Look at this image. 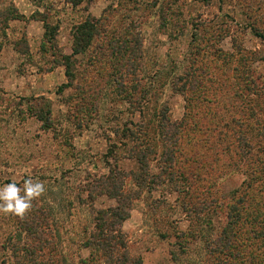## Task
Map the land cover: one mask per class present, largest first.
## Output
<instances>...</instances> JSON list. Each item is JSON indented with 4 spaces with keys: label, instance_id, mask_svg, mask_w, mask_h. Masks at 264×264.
I'll return each instance as SVG.
<instances>
[{
    "label": "rangeland",
    "instance_id": "rangeland-1",
    "mask_svg": "<svg viewBox=\"0 0 264 264\" xmlns=\"http://www.w3.org/2000/svg\"><path fill=\"white\" fill-rule=\"evenodd\" d=\"M10 1L24 18L10 23L8 39L0 38V187L15 182L22 189L27 179L43 184L36 199L47 214L39 224L47 241L39 248L34 234L19 227L20 217L25 226L32 216L0 212V264H104L101 252L84 244L95 229L93 208L116 202L105 195L90 200L87 183L113 165L126 172L138 169L134 159L115 161L112 151L125 149L111 148L107 137L114 144L124 128L137 131L129 121L137 123L141 115L112 94V85L106 87L98 112H89L78 81L69 86L65 68L52 63L58 57L41 50L43 19L59 26L58 46L70 54L75 26L104 16L112 29L141 33L144 59L138 78L149 92L145 121L168 105L170 119L184 122L173 181L144 187L129 217L119 224L129 255L143 264H254L253 256L264 260L256 240L246 241L243 259L231 255L235 250L230 254L208 248L222 229L231 195L258 162L252 148L249 152L238 139L247 132L236 122L250 116L246 123L253 131L260 126L254 115L264 123V93L258 99L245 90L250 75L258 80L254 88L264 91V37L253 32L264 35V0H85L77 6L67 0H0V5ZM22 36L29 47H19L25 52L19 54L11 44ZM100 43L96 40L89 54L106 51ZM87 57L77 56V66L82 68ZM176 78L196 87L174 91ZM33 97L50 101L53 129L45 131L27 111L22 99ZM110 128H117L119 137ZM149 133L156 152L150 171L157 175L164 166L161 142L157 131ZM125 187L137 189L130 177Z\"/></svg>",
    "mask_w": 264,
    "mask_h": 264
},
{
    "label": "trees",
    "instance_id": "trees-1",
    "mask_svg": "<svg viewBox=\"0 0 264 264\" xmlns=\"http://www.w3.org/2000/svg\"><path fill=\"white\" fill-rule=\"evenodd\" d=\"M67 1L77 6L85 0ZM23 18L24 16L18 12L13 2L10 1L4 6L0 5V38L8 39L10 23ZM107 20L106 16L91 17L77 24L72 32V52L65 54L58 46L59 26H51L45 18L42 20L45 31L41 50L44 55L49 53L50 56L58 57L59 61L54 59L52 63L56 62L65 68V76L69 80V86L78 81L76 88L81 90L82 100L89 104L86 106L89 112L92 110L98 112L99 101L104 96L106 87L112 85V94L119 95L141 115V120L137 123L129 121L131 125L137 127V131L132 130V128H124L121 130L122 138L114 144L111 136L107 137L111 148L118 149L119 146H122L125 149L124 151L119 147L122 149V152H119L121 154L112 151L115 161L134 159L138 162L139 167L137 170L126 172L113 165L107 173L88 181L87 191L90 200L94 201L98 196L105 195L115 200L116 205L99 210L93 208L95 229L88 236L84 245L87 248L94 247L97 251L99 250L104 258V264H143L141 258H134L129 255L126 239L120 231L119 224L129 217L133 201L139 198L144 187L155 189L167 180L173 181L176 175L177 149L184 122H176L170 119L168 105H164L159 111L154 112L153 119L147 120L148 123L145 121L143 107L149 104V92L141 81L143 78H138V73L143 71L142 61L144 59L141 33L133 32L128 27L123 31H118L116 28L112 29L107 25ZM253 32L255 35L264 37L263 34H259L255 30ZM20 39V41L12 42L11 45L16 52L23 54L25 52L19 47L24 45L25 48H28L29 44L25 36ZM96 40L102 41L101 45L98 46L105 47L106 51L89 54V50ZM0 44V50H2L4 45ZM87 53L88 57L82 64V68L81 66L78 67L76 57ZM248 77L252 80L245 83V90L250 92L249 96L255 94L258 99H261L264 91L254 88L259 87L258 80L250 75ZM179 80L176 78L173 81L172 88L174 91L185 93L186 88L196 87L190 84L186 85L185 82L179 84ZM22 100L27 103L29 114L42 122L41 127L45 131L53 129L52 107L48 99L33 97ZM249 118L250 116L245 121L243 120L244 122H236L238 126L244 127L247 132H242L238 139L247 146L249 152L252 148L251 152H255L254 155L257 156L258 162H255L253 167H249L250 175L243 181L241 189L234 190L233 195H231L233 196L232 199L226 204L225 221L222 229L213 244L208 245V248L213 252L226 251L231 254L232 250H235V254L231 255L236 256V258L242 257V259L243 255L247 253V248H244L247 245L246 241L256 240L260 242V246L257 245L259 249H262L264 255V211H262V208L264 209V123L259 116L254 115V122L260 126L253 131L251 124L246 123ZM110 129L116 137H119L120 131L117 128ZM150 130L158 132V138L161 142L159 160L164 166L157 175L150 171L149 160L156 153L149 139H147ZM250 136L256 139L255 146L257 148L251 145L253 137L251 139ZM155 140L153 139V141ZM236 166L237 164L235 168ZM245 173L247 172L245 171ZM129 177L134 180L136 190H126V180ZM26 212H30V215ZM26 212L24 214L36 218V221L29 218V222L24 221L28 223L25 226L19 224V219L20 223L22 221L21 217L18 216L19 219L16 221L21 229L24 227L26 232L34 234V237L40 241L37 247L43 248L47 240H43V230L39 228V224L46 221L47 214L42 210V207L38 206L36 198L32 199L31 208ZM27 250L30 252L29 248ZM31 253H34V250ZM93 261L96 260L93 259ZM253 262L254 264H264V260H259L257 256H253Z\"/></svg>",
    "mask_w": 264,
    "mask_h": 264
},
{
    "label": "clouds",
    "instance_id": "clouds-1",
    "mask_svg": "<svg viewBox=\"0 0 264 264\" xmlns=\"http://www.w3.org/2000/svg\"><path fill=\"white\" fill-rule=\"evenodd\" d=\"M23 191V195H20ZM44 192L43 184L33 182L31 179L24 181L23 188L15 182L0 187V212L23 216L31 208L33 198L39 197Z\"/></svg>",
    "mask_w": 264,
    "mask_h": 264
}]
</instances>
